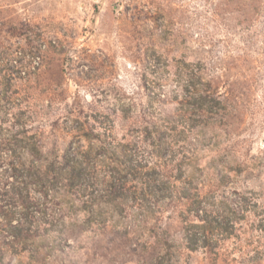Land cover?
I'll return each mask as SVG.
<instances>
[{"label":"rangeland","instance_id":"374dc122","mask_svg":"<svg viewBox=\"0 0 264 264\" xmlns=\"http://www.w3.org/2000/svg\"><path fill=\"white\" fill-rule=\"evenodd\" d=\"M11 161L0 264H264V0H0Z\"/></svg>","mask_w":264,"mask_h":264},{"label":"trees","instance_id":"16d2710c","mask_svg":"<svg viewBox=\"0 0 264 264\" xmlns=\"http://www.w3.org/2000/svg\"><path fill=\"white\" fill-rule=\"evenodd\" d=\"M18 171H20V168L17 167V165H15L14 161H11V163H8L7 165V169L6 172L8 173V177L9 178H13V180L9 179V181L7 182V184H4L2 190L0 189V192H2V197L4 199H2L1 201L5 202L7 205L11 204V205H31L34 204L30 199V194H29V187H28V180L32 179V173L28 172L24 175H19L17 174ZM21 172H24V170H21ZM10 173V174H9ZM36 179V176H34ZM206 222L205 225L199 227L201 228L203 231H208L211 230L210 229V224H208L207 220H203ZM9 228H10V232H7V235L10 236H14L15 239L18 236L19 231L22 229L20 227H15L14 225H12L11 223H9ZM12 230V232H11ZM188 236V235H187ZM195 239H192L191 236H188L187 242H188V247L191 250L196 249L197 247H199V244H201L202 247H205L207 249H209V253H213L212 248H210V244L208 241H198L197 239V235H194ZM206 240V239H205Z\"/></svg>","mask_w":264,"mask_h":264}]
</instances>
